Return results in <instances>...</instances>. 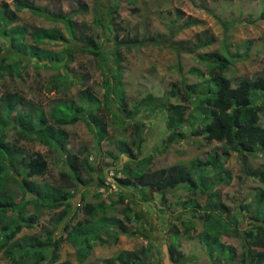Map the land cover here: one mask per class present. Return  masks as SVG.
<instances>
[{
	"label": "rangeland",
	"instance_id": "1",
	"mask_svg": "<svg viewBox=\"0 0 264 264\" xmlns=\"http://www.w3.org/2000/svg\"><path fill=\"white\" fill-rule=\"evenodd\" d=\"M31 1L50 12L66 14L74 11L72 19L86 36L92 35L96 38L101 54L82 50L85 45L72 39L62 22H55L28 9L16 11L15 0H0V11L4 10L3 5L7 4L9 10L16 12V20L13 24L30 28L58 27L68 40L67 42L45 41L40 45L41 47L55 51L64 48L74 50V58L70 64L57 69L50 65L52 64L50 61L47 62L48 64L44 61L38 62L32 57L13 52L9 49L8 39L0 38V69L4 58L12 53L22 57L24 61L20 65L21 75L0 77V97L7 93L21 94L27 100H33L49 109L56 100L65 96L64 89L70 98L75 99H79L81 92L88 89L104 102L105 77L101 69L102 60L98 56L104 58L103 63L109 72L117 74L118 68L113 66V63L116 54L119 53L122 87L128 110L149 94L165 97L176 83L182 88L186 86L192 93L188 96L193 98L190 100L187 94L183 93L179 96H171L170 101L186 105L188 107L186 114H189L195 107L192 104L194 95L208 86V82L204 83L203 77L193 70L206 72L207 66L205 62L198 61L192 53H186L178 47L184 46L181 48L187 50L205 38H212L213 43L199 49L198 53L225 52L229 48L246 55L236 61L229 70L228 75L234 82L243 77L253 78L259 74L264 75V0H127L121 7V15L114 25L110 11L118 0H99L98 4L93 0ZM188 21L194 22L193 25L187 27L185 24ZM115 32L118 34L117 40L114 37ZM135 37L142 39V43L131 48L121 43L122 40ZM149 37L158 39L150 40ZM25 40L28 43H35L28 34ZM69 56L67 54V57ZM58 74H66V79L72 84L62 89L56 87L54 77ZM194 84L197 86V91H192L187 86ZM114 104L117 112L123 116L125 113L117 103ZM104 111L103 108L101 112ZM103 115L108 123L109 136L101 144L97 143L93 131L84 119L65 125L64 128L69 136L68 148L80 159L88 157L91 166L100 167L106 172L105 183L110 185L108 191H113L115 194L120 192L116 176H123V173L117 172L116 169L120 170L130 160L125 154L115 160L121 143L128 144L139 160L151 156L146 169L155 171L180 165L191 172L200 183L205 182L210 189H207L206 193H202L199 189L192 192L188 184L170 186L166 190L151 189L152 201L144 200L143 194H134L133 189L125 190L128 196L126 201L129 202L119 203L108 213L121 219L123 226L116 225L112 227L110 233H103L101 235L103 242L93 240L90 243L89 254L81 260L78 246L63 236L66 232L61 223L55 231L56 237L63 236L58 258L55 261L48 258L42 264H122L115 258L124 250L142 253L144 264H244L242 256L246 251L245 242L249 233L254 232L253 204L258 192L264 189V181L257 175V172L264 171V151L259 149L254 153L237 152L229 149L224 142L207 140L190 133L185 139H175L167 129L164 113L151 112L146 108L136 118L125 120L126 123H121L122 120L118 118L116 121V117L111 112L105 111ZM136 120L145 123L139 140L136 138L134 125ZM262 123L264 124V118ZM183 129L188 132L190 126L187 125ZM6 130L8 141L19 146L26 155L40 152L46 156L49 172L41 177H33L32 180L64 183L60 172L69 171V166L61 154L37 140H19L13 127ZM214 154L220 156L216 168L211 165L204 166L203 169L199 168L197 159L205 162ZM131 167H136L135 162L131 163ZM203 172L208 176H201ZM227 172H230L231 176L227 177ZM91 173L93 178L87 184L78 183L77 195L71 199L74 204L69 215L72 225L86 217L83 211L86 201L99 200L94 196L97 190L103 192V197L107 198L108 191H102L101 188L104 187L100 188L98 178H95L96 171ZM222 177L229 181H221ZM84 178L89 180L85 172ZM211 185L213 186L210 187ZM12 191L15 194L14 199L18 202L22 195L27 196L26 193L22 194L19 188H13ZM85 191L87 197L82 200L81 195ZM148 191L149 187L145 192ZM28 196V199L31 198L30 195ZM164 200L166 201L163 202ZM188 200L190 202L194 200L192 203L199 204L197 207L194 204L188 205L190 209L199 210L197 216H193L192 212L184 207L183 202ZM209 200L215 201L216 209L225 210V216L228 214V218L229 216L234 218L230 219V222L238 228L242 236L241 239L232 235L220 237L226 246L232 245L236 248L237 255L233 261H225L228 256L224 248L217 249L211 256L201 241L200 236L206 226L200 214L209 204ZM242 205H247L249 208ZM26 208L28 214L36 216V220L33 222L34 225L24 226L16 238L29 247L31 236L46 238V229L54 226L63 207L38 208L31 201L26 204ZM126 208L131 209L130 220L124 215ZM72 216L76 218L72 219ZM190 224L193 225L190 234L182 235L177 241L168 232L172 226L183 229ZM111 236L117 237L118 241L115 242ZM171 245L183 254L180 261L173 258ZM145 249L146 255L143 254ZM85 250L88 248L86 247ZM0 264H10L4 255V249L0 250Z\"/></svg>",
	"mask_w": 264,
	"mask_h": 264
},
{
	"label": "trees",
	"instance_id": "2",
	"mask_svg": "<svg viewBox=\"0 0 264 264\" xmlns=\"http://www.w3.org/2000/svg\"><path fill=\"white\" fill-rule=\"evenodd\" d=\"M93 1L98 4L99 0ZM125 1L127 0H118V3L112 6L110 15L113 25L116 19L120 17L121 7L125 4ZM3 6L4 10L0 11V38L8 39L10 50L23 56L32 57L38 62L44 61L47 63L50 61L52 62L50 65L57 69L67 67L70 64L74 58V50L64 48L55 51L40 46L49 40L52 42L61 40L67 42L68 40L60 28H30L13 24L16 20V12L13 13L9 10L7 4ZM86 8L85 6L84 9ZM23 9L43 15L55 22H62L72 39L85 45L82 50L101 54L100 45L96 38L92 35L86 36L80 26L72 19L75 14L74 11L66 14L50 12L37 6L31 0H15V10L21 11ZM96 20L99 22V18ZM193 23L188 21L185 25L188 27ZM6 25L8 26L6 27ZM27 34L34 40V44L26 42ZM114 37L116 40L118 39L117 32H115ZM148 39L157 40L158 38L149 37ZM141 40L135 37L122 40L121 43L131 48L142 43ZM143 41L145 40L143 39ZM212 43V38H205L199 40L187 50L181 48L184 46L178 47L186 53H192L198 61L205 62L207 66L206 72L199 69L193 70L194 73L203 77L204 83L208 82V86L204 87L199 94L194 95L192 104L195 107L193 112L189 114H186L188 109L186 105L170 101L171 96H179L183 93H186L187 96L192 95L186 86L182 88L176 83L172 85L165 97L149 94L136 102L131 110H128L125 103V91L122 87L119 53L116 54L113 63V66L118 68L117 74L109 72L103 63L104 58L98 56L102 60L101 69L105 77L104 102L88 89L81 92L79 99L70 98L65 92L66 89H64L65 96L56 100L49 109L33 100H27L21 94L7 93L0 97V250L4 249V255L10 264H42L48 258L51 261L57 260L63 236L78 246L80 259L84 260L90 252V243L93 240L103 242L104 239L101 237L103 233H110L112 227L116 225H124L121 219L108 213L119 203L128 200L125 190L133 189L134 194H143L144 200L152 201L151 189L166 190L170 186L176 187L187 184L192 192L199 189L202 193H206L207 189H210L205 182L200 183L191 172L180 165L164 167L155 171L146 169L151 156L139 160L128 144L121 143L115 155V160L120 159L122 154L127 155L130 160L120 170L116 169L117 172L123 173V176H116L117 187L120 192L115 194L113 191H108L110 185L105 183L106 172L100 167L91 166L88 157L80 159L77 154L68 148L69 136L64 128L65 125L84 119L93 131L97 143L101 144L109 136L108 123L103 115L105 111L111 112L116 117V121L118 118L122 120L121 123H126L125 120L136 118L146 108L151 112L164 113L167 129L175 139H185L190 133L202 136L207 140L224 142L229 149L237 152L254 153L259 149L264 151V124L262 123L264 118V75L259 74L253 78L243 77L234 82L228 75L229 70L236 61L241 60L246 55L232 51L229 48L225 52H197ZM67 54L70 56L67 57ZM11 59L13 60L9 61ZM22 62H24L23 58L15 56L13 53L5 57L1 63L0 77L21 75L20 65ZM54 81L56 87L60 89L72 84L71 81L66 79V74H58L54 77ZM187 86L192 91H197L195 84ZM188 97L190 100L193 98ZM114 103H117L125 113L123 116L117 112ZM103 108L105 109L104 113L101 112ZM120 120H118V123H120ZM134 125L136 127V138L139 140L142 137L141 130L145 123L136 120ZM187 125L190 126V132L183 129ZM10 127L16 130L19 140H37L63 156L65 163L69 166V171L60 172V177L64 183L32 180L33 177H41L49 172V162L46 156L40 152L26 155L19 146L9 142L6 129ZM218 161L220 162V156L217 154L212 155L205 162L197 159L198 166L202 169L204 166L210 165L216 168ZM132 162H135L136 167H131ZM92 171L97 173L95 178H98L100 188L105 187V191H108L107 198L103 197V192L97 190L94 196L99 200L86 201L83 206L86 217L72 225L70 223L71 216L69 218V215L74 204L71 199L77 195L78 183L87 184L93 178ZM84 172L88 174L89 180L84 178ZM205 173L203 172L201 176H208ZM226 175L227 177L231 176L230 172H227ZM257 175L264 181V171L257 172ZM221 181L228 182L229 180L222 177ZM148 187L149 191L146 193ZM13 188H19L20 192L22 194L26 193L27 196L22 195L21 200L18 202L14 199ZM28 195L31 198L28 199ZM86 197L87 192L85 191L82 193L81 199L85 200ZM31 201L38 208L63 207V209L59 218L55 220L54 226L46 229V238L31 236V244L26 247L16 236L24 226L34 225L33 222L36 220V216L26 212V204L31 203ZM192 202L194 200L191 202L190 200L184 201L183 205L188 211L192 212L193 216H197L199 210L196 208L190 209L188 205L194 204L197 207L199 204ZM214 203L215 201L209 200V204L200 214L206 226L200 238L211 256L219 248L226 249V252H224L228 259H225V261L230 262L237 255L236 248L232 245L226 246L220 237L232 235L241 239L242 236L238 228H235L230 222V219L234 218H231V216L228 218V214L225 216L226 211L216 209ZM253 206L254 232L251 231L248 235V240L245 242L246 251L243 253L242 260L244 264H264V189L258 192ZM242 207L249 208L247 205H242ZM131 213L129 208L124 210L127 220H130ZM75 218L76 216H72V219ZM61 223H63L66 234L62 237H56L55 231ZM191 228H193L192 224L185 226L183 229L179 226H172L168 232L177 241L182 235H189ZM111 237L115 242L118 241L117 237ZM86 247L88 250H85ZM146 251L145 249L144 255H146ZM170 251L176 261H180L183 257V254L174 245L170 246ZM115 259H118L122 264H144L142 253L133 250L121 251Z\"/></svg>",
	"mask_w": 264,
	"mask_h": 264
},
{
	"label": "built area",
	"instance_id": "3",
	"mask_svg": "<svg viewBox=\"0 0 264 264\" xmlns=\"http://www.w3.org/2000/svg\"><path fill=\"white\" fill-rule=\"evenodd\" d=\"M101 190L104 191L105 190V187L104 188H101Z\"/></svg>",
	"mask_w": 264,
	"mask_h": 264
}]
</instances>
